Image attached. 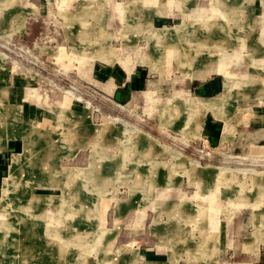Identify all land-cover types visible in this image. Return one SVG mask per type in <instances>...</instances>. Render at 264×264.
Returning a JSON list of instances; mask_svg holds the SVG:
<instances>
[{"label": "rangeland", "instance_id": "1", "mask_svg": "<svg viewBox=\"0 0 264 264\" xmlns=\"http://www.w3.org/2000/svg\"><path fill=\"white\" fill-rule=\"evenodd\" d=\"M6 1L0 3V12L10 4ZM32 1L34 6L19 0L13 26L4 31L0 27V63L15 71L12 82L20 92L13 105L17 111L10 106L13 119L0 115V147L9 135L23 137L13 151L11 167L5 160L0 173V264H150L144 256L147 246L171 241L180 248L184 235L190 233L187 228L198 225L200 241H204L209 230L200 224L213 209L204 203L209 199L235 211L229 228L227 217L221 214V231L227 226L236 238L247 236L248 241L255 233L257 243L264 242L263 147L254 150L241 138L230 146L219 138L210 140L206 130L198 138H183V130L162 125L154 111L116 103L88 78L98 57L108 61L122 58L129 70L131 63L144 62L153 77H165L164 83L160 79L156 83L170 94L184 76L180 59L194 54L191 59L186 55L187 64L192 65L196 56V67L206 63L189 77H204L211 71L234 77L228 94L191 98L194 106L207 104L220 111L234 103V114L241 116L239 107L248 102L257 114L264 107V10L256 6L259 1L226 0L230 8L221 0ZM109 2L126 10L130 19L121 35L118 14L120 20L105 25L110 32L101 39L97 19ZM83 9H88V15L67 14ZM103 42L117 49L99 47ZM3 72L0 99L8 85ZM241 90L249 97L239 96ZM27 105L49 109L54 118L48 125L27 115ZM169 111L173 116L178 110ZM216 121L219 137L224 120ZM231 129L228 123L226 136ZM140 138L143 145L146 141L154 146H147L146 154L155 155L144 156ZM115 155L122 156L113 167L108 163ZM200 165V173L195 174ZM161 168L172 169L161 172ZM183 173L195 175L181 177ZM177 178L180 185H168L178 182ZM241 182L251 199L245 203L232 200L239 194ZM177 196L187 199V209L197 216L169 219L165 212L157 216L150 202L155 200L165 208L168 202L177 203L172 200ZM238 198L246 197L240 194ZM252 202H258L259 208ZM143 205L147 218L137 226L136 209ZM115 210L117 218L122 215L120 223H115ZM255 210H259L255 213L257 225ZM152 218L160 227H152ZM230 259L233 263L240 257ZM191 261L201 264L200 259Z\"/></svg>", "mask_w": 264, "mask_h": 264}, {"label": "crops", "instance_id": "2", "mask_svg": "<svg viewBox=\"0 0 264 264\" xmlns=\"http://www.w3.org/2000/svg\"><path fill=\"white\" fill-rule=\"evenodd\" d=\"M2 1L3 0H0V3H2ZM18 1L19 0H9L10 4L9 3L6 4V6L0 12V27L2 31H4L6 28L10 30V27L13 26L14 18L17 15V12L15 11V4ZM21 1H24V0H21ZM26 1L28 5L30 4V6L35 5V3L32 0H31V3L29 2V0H26ZM116 1L118 3H121V1L119 0H115L114 2ZM221 1L222 3H225L229 8L232 7L230 4L226 2V0H221ZM258 1L259 3L256 6L258 8H261V10H264V0H258ZM227 6H225V8H227ZM108 7H109L107 8L108 11L106 10L107 13L106 12L105 13L99 12L100 14L98 13L99 18L97 19V21L101 23V26L98 28L99 31H96V32L100 33L101 36L103 35V33L104 34H106V32L109 33L110 31L108 29L105 30V25H113L112 24L113 20L119 21L121 19L123 26L119 25L118 28L121 29V31L119 30V32H121V35H122V32L126 30L125 21L128 23V20L130 18L127 17L126 10L122 11L119 9L118 6L115 7L114 5H111L110 2L108 4ZM86 10L88 9L80 10L79 13H75V14L74 12H67V14L69 17H72V15L85 16V15H88V12H89ZM98 14H95V15H98ZM118 14L121 17L120 19L118 17ZM122 16H124L123 18L124 20H122ZM100 35H96V36L100 37ZM102 38L103 36L101 37V39ZM126 40L128 41L127 38ZM130 40H132V38ZM110 45H111L110 43L106 44L103 42L99 44V47H102V46L110 47ZM114 48L117 49V47H114ZM184 53H186V50L184 51ZM186 55H189V53H187ZM186 55H184V58L186 57ZM190 55L188 56L189 59H191V57L194 58V54L191 56ZM184 58L180 59L182 62L181 65L184 67L183 69L184 76L181 79L182 80L181 83L176 88L172 87V92L170 94H168V92L165 91V86L159 87L156 83L158 79L162 80V83H164L165 77L160 76L158 79L153 77L154 75L151 73L150 69H148L145 66L147 65V63H144V62L141 64H145V65H140L137 63H131L129 60H127L133 65L132 69L129 70L124 65V63L121 62L122 58L121 60H119V58L117 57L116 59H113L112 61H108L106 59L98 57L99 62H97L94 68L92 67L93 70L89 73L88 78L90 79V81L94 82L98 90L101 91L102 95L108 97L112 101L116 103H121V104L134 105L135 107L141 106L143 107L144 110L148 109L150 112L154 111L153 112L154 114L153 113L152 114L154 115V117H156V119L160 121L159 123H161L162 125L167 126L166 125L167 123L168 125H175L177 129L183 130L182 132L185 134L183 138H186V139L188 137L189 139L198 138L201 135V133H203L204 130H206L210 140L219 138V141L221 142L224 141L228 145L232 146L238 142V139L241 138V142L243 144L249 143L251 145V148L254 150L261 149L262 147L264 148V107L262 108L261 111H258L257 114H255V113H252L253 106L248 104L247 102L246 106L239 107L243 111V112L241 111L242 112L241 116H239L237 112L234 114V103H231L226 108L221 109L222 111L221 110L216 111L210 106H208L207 104L202 105L201 107L194 106L193 103L191 102V98L196 97L202 100L206 98L220 97L224 94H228L227 91L229 92V90L233 89L234 77L232 76L230 77L227 74L221 75L220 72H215V71L208 72L204 77H196V76L189 77V75L193 74L194 69L202 66L204 63H206V60L204 62H201L200 66L196 67L194 64L198 58L197 56L194 59L192 65L187 64L186 63L187 59L185 60ZM123 60H126V59H123ZM1 67L5 69H1ZM1 70L4 71L2 75L7 76L8 85H7V91H6L4 98L0 99V115L10 118V114H11L10 110L13 107V105L17 103V100H18L17 97L20 96V92H19V88L15 86L12 82V77H13L12 72L13 73L15 72L12 69V67L4 65L2 62L0 63V71ZM213 72H215V74H213ZM3 90L4 89L1 87V84H0V94L2 95H3L2 93ZM24 92L26 96L27 91L24 90ZM238 94H240L239 96L249 97L246 95V91L244 92L241 90ZM10 106L12 107L10 108ZM172 108L178 110L174 113L173 116L170 114V111H169ZM17 109L15 110L14 107L12 108V110H15V111H17ZM26 112H27V115H32V117L40 118V121L46 122L48 125H49V121L54 118V116L52 115V111H50L49 109H42L41 106L38 107L37 105H27ZM215 113L216 114L221 113V114L220 115L217 114L218 116L216 117ZM216 118H221L224 120V127L221 130V132H219V135H220L219 137H218V129H217V126H218L217 124L219 122L216 121ZM10 119H13V118H10ZM19 122H23V121L20 120ZM228 123L231 124L232 129H231V133L226 136L225 129ZM245 134H247L246 137H245ZM19 138H23V137L9 135L6 137L4 141V146L0 147V173L2 172V168L6 166L3 164L5 160H7L8 162L10 161V167H11L13 163V158H14L13 156L16 154V153H13V151L16 150L18 147ZM140 139H141V143L139 145V148H144L143 150L145 154L144 156L147 158H150L152 155H155L154 152L151 155L146 154L145 152L147 150V146L154 147L152 143L145 141L144 142L145 145H143L142 144L143 140L142 138ZM155 150L157 151L156 148ZM167 152L170 153L169 151ZM121 156L122 155H120V157ZM120 157L115 155L114 160L112 159V162L108 164L114 167L115 163H117L116 160ZM134 157L136 158V156ZM188 160H189V157L187 160H184V162L185 161L187 162ZM72 167H76V166H72ZM88 169L90 170V167ZM161 169H162L161 172H164L165 170H171V169H164V168H161ZM200 171H201V165L199 166L195 174L200 173ZM178 173H180V170L178 171ZM174 175H175V172L172 173V176ZM193 175H190V176H193ZM184 176H189V175L183 173L181 177H184ZM230 179L231 177H228L227 181ZM189 180L191 181V179ZM175 181H178V182L173 183V184H168V185L169 186L170 185H176V186L180 185L181 180L179 182V178H177ZM175 181L172 180V182H175ZM227 183H230V182H227ZM226 186L228 185H225V187ZM241 186L242 187L240 188V191L238 192L239 194L236 195L232 200L237 201V202H240V201L244 202V200L246 202L250 201L251 199L249 198V195L246 194V191H244L246 187H244L242 182H241ZM240 194L244 195L246 198L239 200L238 196ZM227 196H229L230 199L232 197L231 194H228ZM165 198H168V197L165 196ZM172 200L177 201V203L172 204L168 202L165 208L164 206L163 208L160 205L158 206L157 202L155 203V200L154 202L151 201L150 204L154 206V208L156 209L157 216L162 212L167 213L169 215V219L175 216H179V215H181L182 218L185 217L186 215H188V217H190L191 215L197 216L198 213H193L192 210L187 209V205L189 203L184 201L187 199H184L183 197L178 198L177 196V198H172ZM209 200H207V202H204V203L206 205L208 204L210 208L213 207V209L209 211L208 219L205 221V223L200 224V225H207L208 226L207 228L209 230V233H205L204 235L205 236L204 241L203 242L200 241L199 235L201 234V232H199L196 229L198 225L193 230L190 228H187L188 230H190L189 231L190 233L189 235L186 234L187 236L184 235L183 240H182V245L180 248L179 246L178 248L174 247V244L171 241L169 242L161 241L160 243L159 242L153 243L152 245L147 246L145 250L146 255L144 256L147 257L148 260H150L149 261L150 264H194V262L191 261L194 259H200L201 264H206V263H209V264H260V262L264 264V251H263L264 242L257 243L255 233H253L254 236L252 240L250 241H248L247 236L243 237L242 239L236 238L235 232L227 230L233 223L235 211L233 209H230V205L223 204V203L214 204L211 199ZM92 201L93 200L91 198L90 202L92 203ZM252 204L255 205V209L259 208L260 204H258V202L257 203L252 202ZM145 209H146L145 205H143V208L140 207L136 209V213L134 217L135 225L138 226L140 224H143L145 217L147 218ZM256 212H259V210H255L254 215H253L254 216L253 221L255 225H257L255 222ZM114 214H115V223L117 222L120 223L122 215H120L117 218L116 210L114 211ZM221 214H224V216L227 217L226 224H228V228L226 226L224 228V231L220 230L221 219L223 218ZM157 216L155 217V219L157 218ZM152 217L154 218V214L152 215ZM153 218L151 219L152 223L150 222L151 225L153 224L152 227L153 228L160 227L158 225H155L157 221L153 220ZM158 223L159 222H157V224ZM169 223H170V220H169ZM156 228L154 230H156ZM181 228H185V227H181ZM157 232L160 233L161 228L160 230L157 229ZM254 232H256V229ZM167 239H169V234L167 235ZM196 240L198 241L194 242ZM235 240H236V243H235ZM131 242H129V244ZM196 243L198 244L196 245ZM123 245H121L119 249H121ZM134 252H136V249ZM234 255L239 256L240 259L232 263L230 258ZM133 256H135L134 258H137L135 254ZM185 260H187L188 262H185Z\"/></svg>", "mask_w": 264, "mask_h": 264}, {"label": "bare ground", "instance_id": "3", "mask_svg": "<svg viewBox=\"0 0 264 264\" xmlns=\"http://www.w3.org/2000/svg\"><path fill=\"white\" fill-rule=\"evenodd\" d=\"M7 1H8V0H7ZM7 1H6V2H7ZM4 5H5V4H4ZM86 11H87V10H86ZM173 32H174V31H173ZM3 55H4V54H3ZM38 163H39V161H38ZM43 164H44V162H43ZM45 165H46V164H45ZM46 166H47V165H46ZM46 166H45V167H46ZM43 168H44V167H43ZM40 169H41V168H40ZM44 169H45V168H44ZM16 230H17V229H16ZM13 231H14V230H13ZM10 236H11V235H10ZM11 237H12V236H11ZM19 241H20V240H19ZM20 242H21V241H20ZM15 244H16V243H15ZM17 246H18V245H17ZM30 247H31V246H30ZM20 248H21V247H20ZM16 250H17V249H16ZM31 250H32V249H31ZM16 252H17V251H16ZM22 252H23V251H22ZM11 253H12V252H11ZM26 253H27V252H26ZM19 254H20V253H19ZM25 255H26V254H25ZM34 255H35V254H34ZM22 256H23V255H22ZM11 257H12V256H11ZM16 257H17V256H16ZM16 257H15V258H16ZM18 257H19V256H18ZM20 257H21V256H20ZM23 257H24V256H23ZM33 258H34V257H33ZM19 259H20V258H19ZM32 261H34V260L32 259ZM16 262H17V261H16ZM40 262H41V261H40ZM41 263H42V262H41ZM12 264H13V263H12ZM14 264H15V263H14ZM28 264H29V263H28Z\"/></svg>", "mask_w": 264, "mask_h": 264}]
</instances>
